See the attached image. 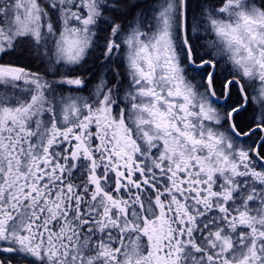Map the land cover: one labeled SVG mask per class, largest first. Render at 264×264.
Masks as SVG:
<instances>
[{
	"label": "snow or ice",
	"instance_id": "6c2138e0",
	"mask_svg": "<svg viewBox=\"0 0 264 264\" xmlns=\"http://www.w3.org/2000/svg\"><path fill=\"white\" fill-rule=\"evenodd\" d=\"M0 264H264V0H0Z\"/></svg>",
	"mask_w": 264,
	"mask_h": 264
}]
</instances>
